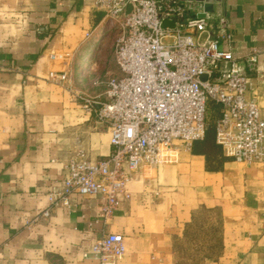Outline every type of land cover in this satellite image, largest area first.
<instances>
[{"label": "crops", "instance_id": "0c3cea01", "mask_svg": "<svg viewBox=\"0 0 264 264\" xmlns=\"http://www.w3.org/2000/svg\"><path fill=\"white\" fill-rule=\"evenodd\" d=\"M210 16L227 18L221 46L235 60L257 56L247 97L264 107V0H214ZM107 25L88 0H0V264H82L104 233L124 238L119 264H264V160L207 171L179 147L129 175L107 221L93 196L37 219L77 149L93 162L110 153L107 125L77 98L103 102L117 73Z\"/></svg>", "mask_w": 264, "mask_h": 264}, {"label": "built area", "instance_id": "2783aa9c", "mask_svg": "<svg viewBox=\"0 0 264 264\" xmlns=\"http://www.w3.org/2000/svg\"><path fill=\"white\" fill-rule=\"evenodd\" d=\"M88 1L115 22L117 73L106 81L103 102L77 98L107 125L111 150L93 162L77 149L37 219L49 218L55 209L70 210L74 197L85 196L99 198L101 217L110 219L118 195L128 198L124 185L131 173L171 162L179 147L189 149L203 139L210 102L220 109L215 142L223 154L238 163L263 162L264 107L247 97L246 68H255L257 56L237 61L222 48L229 40L225 16L199 18L203 2L195 0ZM164 21L174 27L163 28ZM47 81L64 84L67 75L52 74ZM125 252L121 234L104 233L82 254V264H119Z\"/></svg>", "mask_w": 264, "mask_h": 264}, {"label": "trees", "instance_id": "16d2710c", "mask_svg": "<svg viewBox=\"0 0 264 264\" xmlns=\"http://www.w3.org/2000/svg\"><path fill=\"white\" fill-rule=\"evenodd\" d=\"M211 111L214 115V120L211 124L207 122L206 116V129L202 140L195 141L192 144V152L204 155L206 161L207 171H220L223 162L227 159L221 156V148L215 142V120L219 116V106L210 102L207 106V113Z\"/></svg>", "mask_w": 264, "mask_h": 264}, {"label": "rangeland", "instance_id": "374dc122", "mask_svg": "<svg viewBox=\"0 0 264 264\" xmlns=\"http://www.w3.org/2000/svg\"><path fill=\"white\" fill-rule=\"evenodd\" d=\"M114 21H110V20H108V25H107V27H109V30H105V37H108L109 38V40H110V45L112 46V42H114V40H115V37H116V35H117V29H116V27H114ZM110 60H112V62H111V64H114V61H113V59H112V56H111V54H110ZM114 66H115V64H114ZM50 83V82H49ZM51 84H53V83H51ZM54 85H56V84H54ZM213 120H214V115L212 114V112L211 111H209L208 113H207V122L209 123V124H211L212 122H213ZM168 154H170V155H173V154H171V153H168ZM175 155H177L176 153L174 154V156ZM221 156L222 157H224L225 159H227V160H232L231 158H228V157H226L224 154H223V152L221 151Z\"/></svg>", "mask_w": 264, "mask_h": 264}, {"label": "water", "instance_id": "95a60500", "mask_svg": "<svg viewBox=\"0 0 264 264\" xmlns=\"http://www.w3.org/2000/svg\"><path fill=\"white\" fill-rule=\"evenodd\" d=\"M195 1L203 2V13L198 15L199 18H204L205 17V13H211L213 11V1L214 0H195ZM168 26L171 27V28L174 27L173 24L168 22V21H164L162 23V27L163 28L168 27Z\"/></svg>", "mask_w": 264, "mask_h": 264}]
</instances>
